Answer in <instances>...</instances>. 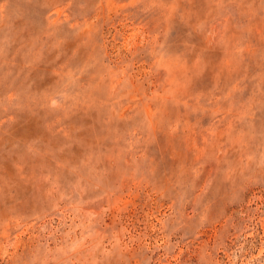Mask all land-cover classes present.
Wrapping results in <instances>:
<instances>
[{
	"label": "rangeland",
	"instance_id": "1",
	"mask_svg": "<svg viewBox=\"0 0 264 264\" xmlns=\"http://www.w3.org/2000/svg\"><path fill=\"white\" fill-rule=\"evenodd\" d=\"M0 264H264V0H0Z\"/></svg>",
	"mask_w": 264,
	"mask_h": 264
}]
</instances>
